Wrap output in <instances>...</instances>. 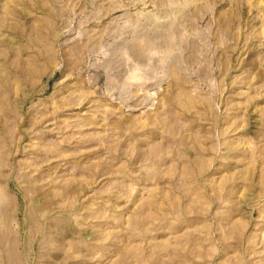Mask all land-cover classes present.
Returning a JSON list of instances; mask_svg holds the SVG:
<instances>
[{
    "label": "rangeland",
    "instance_id": "374dc122",
    "mask_svg": "<svg viewBox=\"0 0 264 264\" xmlns=\"http://www.w3.org/2000/svg\"><path fill=\"white\" fill-rule=\"evenodd\" d=\"M0 193V264H264V0H0Z\"/></svg>",
    "mask_w": 264,
    "mask_h": 264
},
{
    "label": "bare ground",
    "instance_id": "6f19581e",
    "mask_svg": "<svg viewBox=\"0 0 264 264\" xmlns=\"http://www.w3.org/2000/svg\"><path fill=\"white\" fill-rule=\"evenodd\" d=\"M0 195H1V193H0ZM3 232V231H2ZM7 235H8V233H7Z\"/></svg>",
    "mask_w": 264,
    "mask_h": 264
}]
</instances>
